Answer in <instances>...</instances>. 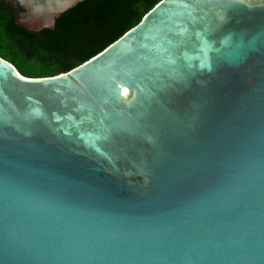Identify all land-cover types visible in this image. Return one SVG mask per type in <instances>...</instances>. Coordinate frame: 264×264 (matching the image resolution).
<instances>
[{"label":"water","instance_id":"95a60500","mask_svg":"<svg viewBox=\"0 0 264 264\" xmlns=\"http://www.w3.org/2000/svg\"><path fill=\"white\" fill-rule=\"evenodd\" d=\"M82 0H0L40 33ZM0 264H264V0H161L53 76L0 56Z\"/></svg>","mask_w":264,"mask_h":264},{"label":"trees","instance_id":"16d2710c","mask_svg":"<svg viewBox=\"0 0 264 264\" xmlns=\"http://www.w3.org/2000/svg\"><path fill=\"white\" fill-rule=\"evenodd\" d=\"M161 0H82L37 33L0 2V56L25 76H53L93 57Z\"/></svg>","mask_w":264,"mask_h":264},{"label":"flooded vegetation","instance_id":"af4514ba","mask_svg":"<svg viewBox=\"0 0 264 264\" xmlns=\"http://www.w3.org/2000/svg\"><path fill=\"white\" fill-rule=\"evenodd\" d=\"M1 3H2V2H1ZM8 9H9V8H8ZM9 10H10V9H9ZM10 12H11V11H10ZM11 13H12V12H11ZM13 16H14V15H13ZM14 21H15V17H14ZM44 28H47V27H43L42 29H44ZM42 29H41V30H42Z\"/></svg>","mask_w":264,"mask_h":264}]
</instances>
